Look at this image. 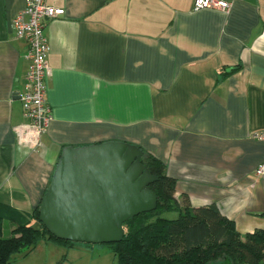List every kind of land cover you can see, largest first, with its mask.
Masks as SVG:
<instances>
[{"label": "crops", "instance_id": "crops-1", "mask_svg": "<svg viewBox=\"0 0 264 264\" xmlns=\"http://www.w3.org/2000/svg\"><path fill=\"white\" fill-rule=\"evenodd\" d=\"M47 2L65 11L45 28L53 119L30 150L16 135L26 42L10 25L25 0H0V203L31 212L65 146L118 140L164 163L178 201L264 230V0Z\"/></svg>", "mask_w": 264, "mask_h": 264}, {"label": "trees", "instance_id": "trees-1", "mask_svg": "<svg viewBox=\"0 0 264 264\" xmlns=\"http://www.w3.org/2000/svg\"><path fill=\"white\" fill-rule=\"evenodd\" d=\"M141 162L158 177L149 184L157 204L151 211L126 219L121 240L98 244L109 249L118 264H264V230L241 235L215 204L193 207L185 195L178 201L176 179L166 174L164 163L144 151ZM40 204L22 212L0 203V264H10L16 253L26 256L40 242L66 249L95 245L57 238L43 225L33 228L39 221ZM169 212L176 215H164ZM4 219L12 225L8 236L2 234Z\"/></svg>", "mask_w": 264, "mask_h": 264}, {"label": "water", "instance_id": "water-1", "mask_svg": "<svg viewBox=\"0 0 264 264\" xmlns=\"http://www.w3.org/2000/svg\"><path fill=\"white\" fill-rule=\"evenodd\" d=\"M137 145L110 140L65 146L39 207V221L55 237L86 244L121 240L123 222L156 207Z\"/></svg>", "mask_w": 264, "mask_h": 264}, {"label": "built area", "instance_id": "built-area-1", "mask_svg": "<svg viewBox=\"0 0 264 264\" xmlns=\"http://www.w3.org/2000/svg\"><path fill=\"white\" fill-rule=\"evenodd\" d=\"M234 0H193L195 10L212 8L227 12ZM65 13L64 8L56 7L47 0H25L24 7L11 18V28L16 38L26 42V59L28 67L25 73L23 90L19 99L26 125L16 129V135L22 144L35 150L40 144L42 134L53 119L51 109L46 102V79L49 73L47 55L49 43L45 28L50 19ZM253 137L264 143V129L253 134ZM257 175L264 174V159L255 168Z\"/></svg>", "mask_w": 264, "mask_h": 264}, {"label": "rangeland", "instance_id": "rangeland-1", "mask_svg": "<svg viewBox=\"0 0 264 264\" xmlns=\"http://www.w3.org/2000/svg\"><path fill=\"white\" fill-rule=\"evenodd\" d=\"M173 217L175 212L165 213ZM12 225L9 220H3L2 234L10 235ZM62 246L53 243L40 242L34 250L24 256V252L16 253L10 264H118L109 249L95 244L93 247H76L67 251Z\"/></svg>", "mask_w": 264, "mask_h": 264}]
</instances>
